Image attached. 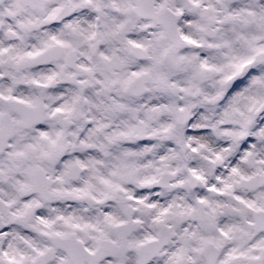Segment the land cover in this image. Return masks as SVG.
<instances>
[{"label": "snow or ice", "instance_id": "1", "mask_svg": "<svg viewBox=\"0 0 264 264\" xmlns=\"http://www.w3.org/2000/svg\"><path fill=\"white\" fill-rule=\"evenodd\" d=\"M0 264H264V0H0Z\"/></svg>", "mask_w": 264, "mask_h": 264}]
</instances>
